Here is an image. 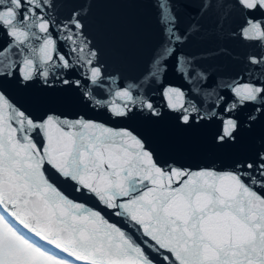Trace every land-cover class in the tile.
<instances>
[{
    "label": "snow or ice",
    "instance_id": "6c2138e0",
    "mask_svg": "<svg viewBox=\"0 0 264 264\" xmlns=\"http://www.w3.org/2000/svg\"><path fill=\"white\" fill-rule=\"evenodd\" d=\"M103 5L0 0V264H264V0H195L184 27L175 0H156L159 37L121 47L118 67ZM206 18L250 50L243 75L207 67L228 49L188 51ZM35 81L122 121L159 120V89L179 125H217L227 160L184 167L133 128L33 115L8 84Z\"/></svg>",
    "mask_w": 264,
    "mask_h": 264
},
{
    "label": "water",
    "instance_id": "95a60500",
    "mask_svg": "<svg viewBox=\"0 0 264 264\" xmlns=\"http://www.w3.org/2000/svg\"><path fill=\"white\" fill-rule=\"evenodd\" d=\"M103 3L100 11L119 26L123 35L122 46H105V59H108L114 67H118L121 47L145 42L154 43L159 37L160 26L156 0H103ZM194 3L195 0H175L177 11L180 14L181 27L190 22V13L193 12L191 7L186 8L185 5ZM201 23L203 25L201 34L196 44L188 51L209 48L228 49L229 56L213 59L209 61L207 67L213 73L224 75L225 78L237 74L243 75V57L250 50L231 41L226 31H221L213 19L206 18ZM168 79L176 84L180 83L174 75ZM8 91L15 103L23 105L36 116L43 115L49 109H54L57 114L64 113L70 118H75L79 114L114 128H133L147 138L162 158L179 161L184 167H207L213 161L216 162L217 167H222L221 161L227 160L226 154L214 152L211 148L212 137L215 135L217 125L208 123L193 128L179 125L176 120L177 114L171 113L164 107L165 99L160 95L159 89L155 91L154 101L161 106L162 117L159 120L141 118L135 121L116 120L104 110H86L79 105L65 104L61 102L59 92L46 88L39 81L33 82L27 88H19L14 82H9ZM261 130L258 127L257 134Z\"/></svg>",
    "mask_w": 264,
    "mask_h": 264
}]
</instances>
